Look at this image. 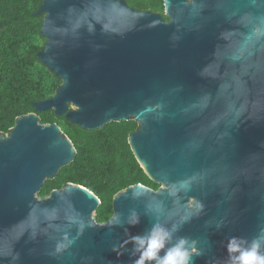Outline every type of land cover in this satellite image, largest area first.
Returning <instances> with one entry per match:
<instances>
[{"label": "water", "instance_id": "95a60500", "mask_svg": "<svg viewBox=\"0 0 264 264\" xmlns=\"http://www.w3.org/2000/svg\"><path fill=\"white\" fill-rule=\"evenodd\" d=\"M164 4L169 21L125 0H44L39 58L63 84L0 135V264H135L131 238L157 224L195 242L192 264H228L231 237L264 235V0ZM48 111L88 130L134 119L132 151L168 188L119 193L104 224L83 186L40 198L77 155Z\"/></svg>", "mask_w": 264, "mask_h": 264}, {"label": "trees", "instance_id": "16d2710c", "mask_svg": "<svg viewBox=\"0 0 264 264\" xmlns=\"http://www.w3.org/2000/svg\"><path fill=\"white\" fill-rule=\"evenodd\" d=\"M137 12L165 15L164 0H125ZM44 0H0V135H7L19 117L36 113L34 103L53 97L63 80L51 72L39 58L47 39L41 35L45 15H36ZM37 41L40 46L27 45ZM48 69L45 76L38 72ZM42 124H57L73 142L75 160L63 167L58 176L49 179L39 197L69 184L83 186L101 199L97 221L104 224L113 216L115 197L141 184L158 190L134 155L129 137L140 126L130 119L111 122L101 129L88 130L71 123L54 111L39 113Z\"/></svg>", "mask_w": 264, "mask_h": 264}, {"label": "clouds", "instance_id": "9594fccd", "mask_svg": "<svg viewBox=\"0 0 264 264\" xmlns=\"http://www.w3.org/2000/svg\"><path fill=\"white\" fill-rule=\"evenodd\" d=\"M138 223V216L131 221L132 226ZM175 231H178L175 226L169 230L157 224L145 235L132 237L134 251L139 253L135 264H192L193 255L198 254L193 247L195 242L180 237L172 243ZM227 252L228 264H264V235L251 242L231 237Z\"/></svg>", "mask_w": 264, "mask_h": 264}, {"label": "rangeland", "instance_id": "374dc122", "mask_svg": "<svg viewBox=\"0 0 264 264\" xmlns=\"http://www.w3.org/2000/svg\"><path fill=\"white\" fill-rule=\"evenodd\" d=\"M37 46H40V43L37 42V41H32L31 43H29L27 45V48L32 49V48L37 47ZM41 69H42V71L41 72H38V74H40L41 76H45L46 75V72L48 71V69H44V68H41ZM158 185H159V189H167L168 188L167 186H164L163 184H158ZM151 190L157 191V190H154V189H151Z\"/></svg>", "mask_w": 264, "mask_h": 264}]
</instances>
